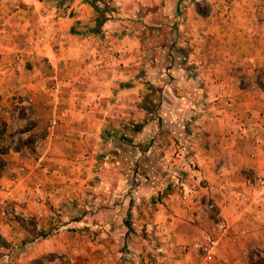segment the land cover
<instances>
[{"label": "crops", "instance_id": "1", "mask_svg": "<svg viewBox=\"0 0 264 264\" xmlns=\"http://www.w3.org/2000/svg\"><path fill=\"white\" fill-rule=\"evenodd\" d=\"M108 1L121 34L94 30L88 0H0V117L19 120L4 111L14 96L31 103L30 134L43 139L10 147L0 205L57 228L26 241L0 210L11 245L0 264H248L264 250V0H207L208 17L191 0ZM178 8L179 41L139 33L168 26ZM94 188L116 212L80 227L89 215L67 210ZM208 232L219 238L209 261L199 247Z\"/></svg>", "mask_w": 264, "mask_h": 264}, {"label": "rangeland", "instance_id": "2", "mask_svg": "<svg viewBox=\"0 0 264 264\" xmlns=\"http://www.w3.org/2000/svg\"><path fill=\"white\" fill-rule=\"evenodd\" d=\"M169 2H170V0H169ZM171 2H172V4L177 3L174 0H172ZM199 3H200V7L203 10H205V14H204L205 17H208L209 15L213 14V8H212L211 4L209 2H207V0H201V1H199ZM141 13L144 16L147 14V12H141ZM156 13L158 14V18H160L159 12H156ZM182 13L183 12H182L181 8H178V10L174 9L172 14L170 16H168V18L171 20V23L168 26H157L154 28L145 29L146 34L151 33V34H156L157 36H164L163 40L161 39L162 41L160 44H158V46H160L161 44L163 45L164 42H168V39L174 40L176 38L177 41H179V35L185 34V30H181V28L179 26V20H180ZM161 88H162V83H154L152 89L160 90ZM1 98H2V94L0 93V100H1ZM14 100H17L15 105H12L13 107L12 106L5 107L4 111H5L6 116L10 115L9 117H11L12 121L13 120L15 121L14 117L18 118L19 120L17 122H6V130H7V136L8 137L5 140V144L11 145L12 148L14 146H18V145L30 146V147H36V148L39 147L40 145H42V142H43V139L41 138L42 136L38 135L36 137H32L30 134V131L32 129H34V125H35L34 124L35 123L34 111H33L31 103L26 102L24 105H22V103L20 102L21 100H19L18 97H16V96H14ZM147 101L149 103L151 102L149 97H148ZM150 108L152 111H154V107L150 106ZM0 120H2L1 117H0ZM24 133H26V134H24ZM38 133L41 134L40 132H38ZM26 141L28 142L27 143L28 145H23V142H26ZM147 146H149V143H146V148H147ZM144 162H145V160L143 158L142 153H139L134 157L131 165H132V168H133V171L135 174L136 173L137 174L142 173V167L144 165ZM176 183L179 184L180 181H178ZM181 188H183V194H185L184 185H181ZM95 190H96V188H94L91 191L93 193H90L88 196L87 195H84V197L82 195L78 196L81 200L79 202L73 203L70 206V208L67 210V212L69 211L70 218H72L71 217L72 216L71 215L72 208H74L72 212H74L75 217L76 216L89 215L91 220L86 219L80 227H85V228L87 227L88 228V226L90 224H93V226H95L97 224L99 225V223L95 222L96 221L95 215L100 214V212H104L105 208L109 207L108 209H111L114 212H116L117 202L111 203L108 207H106V206L103 207L104 205H100V206L97 205L98 202H96V201L98 200L97 199L98 196H97V193L94 192ZM126 190H127V192L131 191L129 187H127ZM0 210H2L3 215H4V213L6 215H8L10 213L9 218L18 219V221H20L22 226L25 225L29 229H41L43 227V226L38 227V222L31 215L28 216V215H22L20 213H17L12 204L3 203L0 205ZM60 215L61 214L59 213L58 216H60ZM59 220L63 222L62 219H59ZM93 220H94V222H93ZM56 230H57V228H56ZM96 235H98V234H96ZM0 239H2V238H0ZM34 240L35 239H32L30 234L27 232L26 241H34ZM26 241H24V242H26ZM49 257H52V256H49ZM242 264H245V263H242Z\"/></svg>", "mask_w": 264, "mask_h": 264}, {"label": "trees", "instance_id": "3", "mask_svg": "<svg viewBox=\"0 0 264 264\" xmlns=\"http://www.w3.org/2000/svg\"><path fill=\"white\" fill-rule=\"evenodd\" d=\"M67 1L68 0H58V4L60 6H62ZM88 1L91 3V5L96 10V15H95L96 25L94 27L95 31H99V32H102V33H106L107 31H109V32H111L113 34H121L120 33L121 30L122 31L126 30L127 27L115 26L113 24L114 17L112 16V11H114L115 8L112 6L110 1L101 0V2L103 3V6H100V4L98 3L97 0H88ZM191 2H196L199 12L201 14H203V15L205 14V10H203L200 7L199 1L197 2V0H191ZM142 28L143 27H140V30H139L140 32L139 33L146 35L145 28H143V29ZM131 31H132V29H131ZM146 97L147 98L145 99L144 105H145V108H147L150 111L151 108L149 107V105H148L149 102L147 101L148 100V96H146ZM7 137L8 136H7V130H6V122L4 120H0V175L3 174V172L5 171L8 163H9L7 155L9 154V151L11 149L10 148L11 145L5 144V140H6ZM27 143H28L27 141L23 142V145H28ZM21 147H22L21 145H18V146H14L13 149L20 150ZM73 209L74 208H72V210H71L72 219L79 220V218L81 216H76L75 217L74 216V212H72ZM53 221L55 222V225H57V226H60L62 224V222L56 217H53ZM127 224L130 226V223L128 221H127ZM23 227L30 234L32 239H37V238H40V237H47L48 235H50L52 233H55L57 231L55 227L43 226L41 229H29L25 225ZM0 246L4 247L6 249H9V247L11 245L8 242H6L5 240L0 239ZM248 264H264V250H262V249H254V250H252L248 254Z\"/></svg>", "mask_w": 264, "mask_h": 264}, {"label": "built area", "instance_id": "4", "mask_svg": "<svg viewBox=\"0 0 264 264\" xmlns=\"http://www.w3.org/2000/svg\"><path fill=\"white\" fill-rule=\"evenodd\" d=\"M40 146L39 148H41ZM186 149L187 148L185 145H181V147L177 150L176 154L180 156H184ZM258 183L264 187V178L259 179ZM226 228H227L226 223L222 220L216 221L213 226L214 231L219 232V233L225 232ZM218 246H219V238L215 237L211 232H208L204 235L203 241L199 245L200 249L202 250V255L208 261L210 259H213V260L216 259V253H217Z\"/></svg>", "mask_w": 264, "mask_h": 264}]
</instances>
